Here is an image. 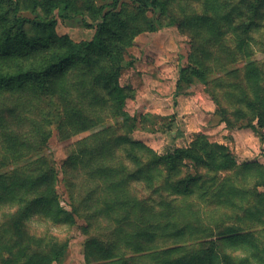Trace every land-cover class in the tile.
Wrapping results in <instances>:
<instances>
[{
  "label": "trees",
  "instance_id": "trees-1",
  "mask_svg": "<svg viewBox=\"0 0 264 264\" xmlns=\"http://www.w3.org/2000/svg\"><path fill=\"white\" fill-rule=\"evenodd\" d=\"M135 1L138 12L111 18L105 13L107 6H96L94 0H0V208L16 209L3 226L4 236H26L29 221L38 216L55 225H75L81 218L85 234L97 231L86 242L88 256L98 263L133 264L148 258L155 264H245L218 254L214 239L202 242L208 248L196 249L198 253L188 259L178 256L185 250L180 237L190 232L192 223L179 216L182 201L175 206L168 198L193 197L202 190L208 194L211 187L226 185L231 172L264 169L252 162L238 165L228 146L204 136L165 154L132 138L145 117L125 111L134 92L120 84L131 26L138 33L144 31L153 23L147 11L166 15L167 5L176 0ZM192 1L204 7L195 23L212 33L233 35L239 54L264 21V0ZM117 3L113 0L109 6ZM21 6L30 10L31 18L22 14ZM79 15L96 23L92 41L75 43L55 33L59 19ZM253 63L244 66L250 95L255 93L253 77L264 82V70ZM259 96L258 118L264 125V96ZM148 116L153 124L166 120ZM55 132L63 142L81 136L67 148L60 168L49 151ZM61 182L69 209L60 203ZM256 197L264 204V193ZM132 221H138L134 237H119ZM106 229L114 234L100 232ZM164 236L175 239V244L148 246ZM105 238L112 244L102 247ZM133 238L131 252L125 248L123 254L117 252V242L128 245ZM59 243L50 249L55 260L68 247V242ZM39 255L34 252L27 264L51 261Z\"/></svg>",
  "mask_w": 264,
  "mask_h": 264
},
{
  "label": "rangeland",
  "instance_id": "rangeland-1",
  "mask_svg": "<svg viewBox=\"0 0 264 264\" xmlns=\"http://www.w3.org/2000/svg\"><path fill=\"white\" fill-rule=\"evenodd\" d=\"M94 1L96 6L106 5L105 13L111 18L117 14L125 18L128 11L138 12L135 0H118L115 7L109 6L113 0ZM21 7L22 14L31 18L30 10ZM167 7L166 15L147 11L153 23L144 31L138 33V28L131 26L127 53L123 55L120 84L134 92V97L126 101L125 111L132 117H145L132 138L158 154H165L177 147H188L204 136L210 142L228 146L238 165L252 162L264 169V125L258 118L262 109L259 95L264 96V88L257 87L264 86V82L253 77L250 82L255 93L248 94L244 68L250 61L264 70V21L252 34L248 48L239 54L233 35L212 33L195 23L197 15L204 11L201 2L176 0ZM214 22H208L209 26ZM95 25L91 18L79 15L69 20L59 19L55 33L68 36L75 43H88L94 39ZM27 29L34 34L30 26ZM148 115H160L166 120L153 124ZM80 137L63 142L54 133L49 151L58 168L67 148ZM231 174L226 185L213 186L208 194L202 190L193 197L168 198L175 206L182 201L179 216L186 223H192L190 232L180 237L185 250L178 256L188 259L198 253L196 249L208 248L202 242L214 239L218 254L225 253L239 263L264 264V204H259L256 197L257 193H264V172L256 169ZM58 187L60 203L69 209L62 182ZM199 193L204 194L199 196ZM15 212L16 209L8 206L0 208L1 236H4L3 226ZM176 215L175 211L174 218ZM76 220L75 225H55L38 216L29 221L26 236L15 238L6 233L0 242V264H27L36 251H40L39 257L51 260L48 264H108L88 256L86 240L97 231L85 234L84 220ZM136 223L130 222L119 237H134ZM100 232L106 236L114 234L108 229ZM169 236L158 237L148 246L164 248L175 244V239ZM224 236L228 237L226 243L221 242ZM108 241L112 240L105 238L102 247L112 244ZM135 241L133 238L128 245L117 242V252H131ZM59 242H68V247L60 260H55L50 249ZM133 264L155 262L146 258Z\"/></svg>",
  "mask_w": 264,
  "mask_h": 264
}]
</instances>
